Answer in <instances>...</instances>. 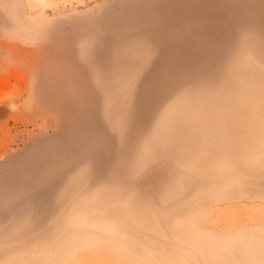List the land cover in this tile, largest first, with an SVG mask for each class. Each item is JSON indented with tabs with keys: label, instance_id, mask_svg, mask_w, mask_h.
Listing matches in <instances>:
<instances>
[{
	"label": "rangeland",
	"instance_id": "1",
	"mask_svg": "<svg viewBox=\"0 0 264 264\" xmlns=\"http://www.w3.org/2000/svg\"><path fill=\"white\" fill-rule=\"evenodd\" d=\"M0 264H264V0H0Z\"/></svg>",
	"mask_w": 264,
	"mask_h": 264
}]
</instances>
